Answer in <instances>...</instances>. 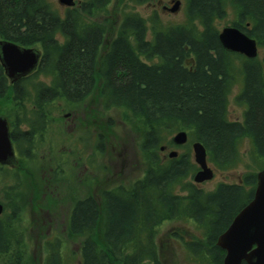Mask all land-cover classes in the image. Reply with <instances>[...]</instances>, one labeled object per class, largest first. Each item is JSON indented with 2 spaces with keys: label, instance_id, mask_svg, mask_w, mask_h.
Here are the masks:
<instances>
[{
  "label": "trees",
  "instance_id": "obj_1",
  "mask_svg": "<svg viewBox=\"0 0 264 264\" xmlns=\"http://www.w3.org/2000/svg\"><path fill=\"white\" fill-rule=\"evenodd\" d=\"M131 1L138 6L151 0ZM184 1L181 25L162 27L153 15L148 28L137 13L123 14L98 63L106 26L93 20L107 14L111 0H83L62 15L51 0H0V41L40 53L37 69L14 84L0 64V100L10 95L19 106L11 128L19 157L38 152L51 109L78 105L98 76L104 108L121 110L142 126L141 150L149 160L144 177L131 188L105 191L100 204L90 197L74 202L67 234L80 241L77 252L66 253L58 238L46 241L43 264H161L157 229L178 220L202 232L199 241H182L193 262L223 264L216 241L252 201L256 175L264 170V58L261 63L224 50L215 23L232 13L231 27L255 40L264 55V0ZM237 84L235 101L244 112L241 121H231L229 96ZM25 103L32 104L30 110ZM179 132L187 134L188 151L175 159L159 157L162 144L172 146L170 138ZM244 141L257 173L219 183L210 192L186 181L198 171L190 158L192 143L204 147L216 170L226 171L238 165ZM0 173L16 180L6 168ZM15 192L9 188L11 197ZM18 213L15 206L0 216V264L24 262ZM99 223L102 244L94 235Z\"/></svg>",
  "mask_w": 264,
  "mask_h": 264
},
{
  "label": "rangeland",
  "instance_id": "obj_2",
  "mask_svg": "<svg viewBox=\"0 0 264 264\" xmlns=\"http://www.w3.org/2000/svg\"><path fill=\"white\" fill-rule=\"evenodd\" d=\"M51 1L62 15L64 9L77 8L83 0H74V6L70 8L60 6L58 0ZM174 1L178 0H151L148 5L137 6L131 0H111L107 14L93 20L106 26L98 63L108 50L123 14L137 13L146 20L148 28L152 25L153 15H156L162 27L184 24L185 1L179 0L180 8L171 13L169 10ZM234 19V15L228 12L222 20L217 21L215 26L218 33L232 26ZM257 51V58L262 63L263 51L258 47ZM262 68L264 70V64ZM36 81L47 82L41 77H37ZM239 92L240 86L237 84L229 96L228 118L231 121H241L243 116L244 107L235 101ZM31 105L25 103L26 109L30 110ZM18 108L10 95L0 100V115L9 120V131L13 114L19 112ZM53 110L48 116L50 123L47 129L38 136V152L33 154L31 150L28 158L19 157L16 152L15 164L0 166L17 175L14 177L16 180L0 177V205L4 214H10L15 206L19 208L17 224L24 240L23 264H43L46 241L56 238L63 242L66 253L77 252L80 241L68 238L67 234L74 202L90 197L100 204L102 193L118 187L131 188L144 177L149 165L148 157L141 150L142 126L137 121L129 120L130 117L121 110L104 108L98 76H95L94 87L82 102L65 110ZM175 135L171 136L170 141ZM161 148L163 154L159 152V157L163 159L173 151L179 155L188 151L185 146H170L168 142L162 144ZM249 151L250 145L244 141L239 149V163L230 170L218 171L209 163L214 170L213 179L197 187L210 192L219 183H238L246 173H257ZM189 153L193 161L191 146ZM186 181L193 183L190 177ZM11 187H15L16 191L12 197L9 194ZM94 235L102 244L101 223ZM201 239L202 232L190 221L163 223L157 229L156 239L161 264H196L187 256L182 241Z\"/></svg>",
  "mask_w": 264,
  "mask_h": 264
},
{
  "label": "water",
  "instance_id": "obj_3",
  "mask_svg": "<svg viewBox=\"0 0 264 264\" xmlns=\"http://www.w3.org/2000/svg\"><path fill=\"white\" fill-rule=\"evenodd\" d=\"M60 6L70 8L74 0H58ZM180 1H174L169 12L175 13L180 8ZM218 39L222 48L246 59L257 58V44L235 27H226ZM40 63V53L33 48H23L8 41H0V64L11 84L33 73ZM264 80V73H263ZM188 137L179 132L172 138L175 146H183ZM194 163L198 171L193 176V183L201 185L213 179L214 171L209 167L204 147L195 142L191 146ZM163 151V148H161ZM177 152H170L168 158L177 157ZM15 164V152L7 120L0 115V165ZM0 205V214L2 213ZM216 247L224 252L223 264H264V170L256 175V188L252 201L233 219L227 230L218 237Z\"/></svg>",
  "mask_w": 264,
  "mask_h": 264
},
{
  "label": "flooded vegetation",
  "instance_id": "obj_4",
  "mask_svg": "<svg viewBox=\"0 0 264 264\" xmlns=\"http://www.w3.org/2000/svg\"><path fill=\"white\" fill-rule=\"evenodd\" d=\"M11 127V126H10ZM10 135H11V129H10ZM193 144V143H192ZM192 144H191V146H192ZM186 145V144H185ZM185 145H183V146H185ZM183 146H176V147H183ZM15 149V148H14ZM191 151H192V149H191ZM16 152V151H15ZM163 154V153H162ZM179 156V154L177 155V157ZM177 157H175V158H177ZM175 158H173V159H175ZM194 162V161H193ZM197 166V165H196ZM197 168H198V166H197ZM199 169V168H198ZM196 174V173H195ZM113 190V189H112ZM95 200V199H94ZM2 215V214H1ZM0 215V216H1Z\"/></svg>",
  "mask_w": 264,
  "mask_h": 264
}]
</instances>
